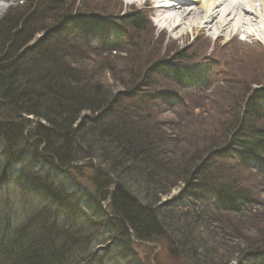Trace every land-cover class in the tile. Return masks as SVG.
I'll return each instance as SVG.
<instances>
[{
    "label": "trees",
    "instance_id": "16d2710c",
    "mask_svg": "<svg viewBox=\"0 0 264 264\" xmlns=\"http://www.w3.org/2000/svg\"><path fill=\"white\" fill-rule=\"evenodd\" d=\"M33 1L0 18V264H143L131 250L132 241L116 238L120 234L129 239L123 221L142 243L175 241L190 259L187 263L264 264V230L250 237L223 227L230 217L249 220L252 207L261 201L236 175L264 174V124L255 123L261 119L252 116L251 109L240 110L218 142L210 143L209 138L197 145L179 174V163H166L165 137L148 124L156 125L152 108L179 99L177 93L151 86L148 79L154 70L148 73L138 66L130 77L121 78L110 69L107 79L70 59L84 54L127 56L134 49L133 34L147 29L145 17L123 15L119 21L126 28L114 22L111 38L91 48L64 31L54 34L67 16L79 13L55 11L42 22L49 9L42 12ZM91 16V23H100L97 18L104 15ZM36 23L40 29L29 26ZM42 31L47 37L36 40ZM165 71L185 85L197 80L182 66ZM92 161L100 165L96 173L105 183L99 187L102 198L104 191L114 188L112 205L121 218L114 229L79 184L74 182L78 189L57 170L74 169L71 164L79 162L90 167ZM250 167L256 172L246 170ZM181 184L189 204H167L162 210V198ZM6 187L39 205L26 211L22 204L18 214L12 206L10 212L7 202L12 198L2 193ZM187 219L221 221L214 228L220 246L230 245L229 258L222 262L224 257L214 248L210 252L205 244L187 242L182 227ZM194 228L202 229L199 224ZM98 233L111 241L107 250L96 251L103 242L95 239ZM234 239L242 240L236 248Z\"/></svg>",
    "mask_w": 264,
    "mask_h": 264
},
{
    "label": "rangeland",
    "instance_id": "374dc122",
    "mask_svg": "<svg viewBox=\"0 0 264 264\" xmlns=\"http://www.w3.org/2000/svg\"><path fill=\"white\" fill-rule=\"evenodd\" d=\"M35 1H33L34 6L37 4L39 7H42V12L52 8V10L45 12L42 22H48V18L55 11L61 10L63 12L62 14L70 11L72 13H79V15H83L86 18H90V14L96 16L104 15L103 17H106V20L115 22V24H118L121 28H126L124 25L120 24L118 20L121 15L141 12L149 18V16L156 13L153 9H150V6L154 3H152L153 0H150V3L141 0ZM29 2H31V0H0V18L6 15L10 10L17 8V6ZM183 8L187 9L189 6H183ZM68 18L76 17L75 15H71L67 16L65 19ZM194 19L195 18L186 19L184 25H181V27L175 30L169 29L168 27L159 30L149 26L146 31L135 32L132 41V47L134 49L130 50L128 52L130 54L127 56H89L84 54L70 58L73 62L78 64V67L82 69L86 68V70H90L91 72L100 73L101 76L104 74V77L107 79L110 77V69L115 72L116 76L121 78L130 77L131 75L129 74H133L134 72L133 68H137L138 70V66L141 68L143 67V71L145 70L148 73L150 70H154L151 71L152 78L149 77L148 79V81H151V86L164 89H168L169 87L170 90L177 92L178 97L182 101V106L174 103L166 104L165 101L157 104L156 107L152 108L154 117L151 118L156 125L151 121L148 124L151 129L153 128L157 131L158 136L165 137L163 147L167 149L166 163L169 161V166L171 165L172 167L175 166L176 163H179V174L185 168L182 164L186 162L194 150H198L197 145L202 144L203 140H209V138L211 139L210 143L218 142L217 139L221 136L225 126L230 122H234L238 117L243 101L246 100L249 95L251 98L256 93L260 94L261 92L258 88L261 86L264 87V48L254 46L256 44L252 42L245 44L243 41L231 37L230 33H220L213 23L209 25L208 28L204 29L201 34L192 36L190 30L188 28L186 29V27ZM232 23H234V21ZM254 25L250 26V23H248L243 28L245 32L249 33L251 32L249 29ZM29 26L34 29H40L41 24L38 25L36 23L33 25L34 27L32 25ZM76 26L77 25H75L73 21L70 23H62L60 30L62 31L65 29L68 32L75 31ZM123 31L125 32V30ZM108 33L106 29H102L100 36L104 37ZM35 37L36 40H43V38L47 36L42 31ZM130 38H132V35ZM162 58L164 60L167 59V61L173 63V65L182 64L193 68L200 67V63L205 59L214 60L218 69L215 68L214 63H212L214 68H211V70L213 73L217 70L215 77L212 78L209 84L204 88L205 90L199 93L195 92L196 95L192 91H186L182 88L179 89L166 74L161 72L155 73V65L157 63H164L162 62ZM118 116L119 118H124L123 120L127 119L126 116L120 114ZM255 123H260V126L263 125L264 118ZM201 151L199 153H201ZM91 163L90 167L85 165L88 164L86 162L83 164L84 167L69 169L67 172V175L71 177L67 179L79 184L80 188L87 193H89L90 190H96L93 179L98 182L100 179L94 175L97 170L99 171L100 165L95 161ZM211 168L212 167H209V169ZM236 175L238 177L237 180H239L242 185L250 187L252 190L251 192L255 195L257 194L261 201L253 208L249 220L242 221L236 217H230L225 221L226 223L223 227L227 228L226 226H228L227 230L230 232L235 231L242 235L252 237L253 234H257L259 231L264 230V178L251 176L245 171ZM62 177L63 179L66 178L65 172H63ZM90 181H92V183ZM183 186L184 184H181L179 188L173 189L169 196L162 198V210H165L164 208L167 207V204L175 205L177 202L181 201V197L184 196V193H182L180 189ZM7 190L12 198L11 202H7L11 204L10 212L12 206L17 208L18 214L23 208V205H25L26 211L39 205L37 201L32 202L28 199H22L21 196L18 197V190L12 188H7ZM113 190L114 188L111 186L109 192ZM138 196L143 198L141 194H138ZM7 200H9L8 197ZM5 201L3 207H6ZM178 215V213H175V216ZM15 216L14 214V217ZM187 221V225L185 224V226H182L186 228V231L183 233L187 234V242L191 243L193 240L194 243L197 241L205 244L207 248H210L208 250L210 252H213L212 248H214L220 256L224 257L222 262L229 258L230 252L228 251H231L230 245L228 247L220 246L222 244L220 234L218 230L214 228L215 226H221L219 223L221 221H214L212 223H195L194 220L190 219H187ZM91 223H93L92 220H90V226ZM171 223L173 224V222ZM167 224L169 223L167 222ZM198 224L202 227V229L200 228L201 230L194 228ZM176 226L178 227V225ZM211 231H214L215 234L210 233ZM96 236L95 239L97 242L101 243L103 241L101 243L102 245H97V247L104 248L110 246L111 242L105 235L98 233ZM167 239H164L162 243L159 242V244H155L153 248H150L149 243H143L139 246L138 244H133L132 252L137 256V260L143 264H193L191 262H186L190 259L186 260L180 248H178V244L174 243L175 241L170 243ZM241 241L240 239H234L233 245L235 248L236 245H240ZM194 245L196 244L192 246ZM164 249L166 252L169 251L170 255L162 253L165 252L163 251ZM111 260H113V258ZM230 264H234V261Z\"/></svg>",
    "mask_w": 264,
    "mask_h": 264
},
{
    "label": "bare ground",
    "instance_id": "6f19581e",
    "mask_svg": "<svg viewBox=\"0 0 264 264\" xmlns=\"http://www.w3.org/2000/svg\"><path fill=\"white\" fill-rule=\"evenodd\" d=\"M181 3H188V5L196 4L198 6L197 9L195 7H190L187 11L182 10L181 13H175V16L172 17V14L175 12V8H170L166 10H162L165 12L162 14L159 19L160 25L168 26L170 29H177L184 25V22L188 18H195L191 23L188 24L186 29L190 30L192 36L199 35L203 32L204 29L208 28L212 23L216 26L217 31L220 33L227 34L230 29H235L238 27H245L248 23L254 25L251 28V32L264 40V0H235L228 2V0H176ZM174 6V5H172ZM174 7L177 8V5ZM179 8V7H178ZM197 10L195 13H191V11ZM247 18V19H246ZM234 21V23H232ZM162 22V24H161ZM183 30V29H182ZM184 31V30H183ZM223 34V35H224ZM83 162L72 163L71 165L77 169L81 167ZM70 168H60L57 167V170L60 174L65 172V176L69 179V175L67 172ZM97 178H100L99 173H94ZM71 181V180H70ZM92 183V181H90ZM94 186L96 190H90L87 193L90 201L103 212L106 220L104 222L108 223V225L117 227V223L115 220H121V218L117 217L115 214L113 205H112V193L109 190L104 191L105 197L102 198V192L99 191V187L102 188L105 186L104 181L100 178L99 182L93 179ZM74 184V182L72 181ZM75 185V184H74ZM76 186V185H75ZM77 187V186H76ZM78 188V187H77ZM79 189V188H78ZM125 229L129 235V239L120 234H117L116 237L121 242L129 241L132 244H139L143 241L138 239L132 231V229L127 227L125 221H123ZM114 226V227H113ZM132 250V247H131Z\"/></svg>",
    "mask_w": 264,
    "mask_h": 264
}]
</instances>
